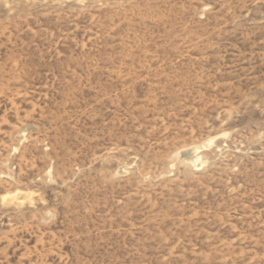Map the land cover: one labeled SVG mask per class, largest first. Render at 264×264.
Masks as SVG:
<instances>
[{
  "label": "rangeland",
  "instance_id": "1",
  "mask_svg": "<svg viewBox=\"0 0 264 264\" xmlns=\"http://www.w3.org/2000/svg\"><path fill=\"white\" fill-rule=\"evenodd\" d=\"M0 264H264V0H0Z\"/></svg>",
  "mask_w": 264,
  "mask_h": 264
}]
</instances>
